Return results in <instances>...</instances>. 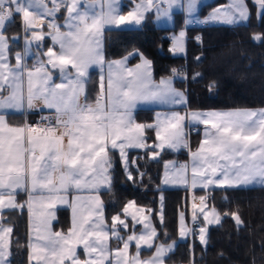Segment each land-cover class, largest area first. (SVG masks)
Masks as SVG:
<instances>
[{
  "label": "snow or ice",
  "instance_id": "1",
  "mask_svg": "<svg viewBox=\"0 0 264 264\" xmlns=\"http://www.w3.org/2000/svg\"><path fill=\"white\" fill-rule=\"evenodd\" d=\"M254 3L264 11V0ZM165 4L167 7H162ZM177 4L192 15L197 0H138L127 14L121 12L119 0H0V264H11L13 228L5 225L4 213L25 208L30 224L26 245L29 264H166L175 242L155 243L158 234L149 216L143 215L145 209L130 201L123 208L125 218L114 215L109 226L99 195L102 188L111 185L110 153L118 150L127 168L126 150L147 148L148 129L155 130L159 141L153 148H189L193 189L264 185V109L194 111L186 115L171 112L157 114L155 124L137 123L133 111L138 103L182 104L186 102L183 92L172 86L171 78L155 83L147 59L142 58L135 67H127L128 57L105 60L106 28L140 25L152 9L158 15L170 16ZM61 8L66 11L63 26L55 22ZM248 15L246 0H231L204 22L231 24ZM17 17L23 26L26 47L23 53H16L13 65L8 59L9 37L5 29ZM47 17L53 19L45 25ZM46 34L53 47L40 54L46 59H38L29 67L26 59L32 43L44 40ZM253 39L264 41V36ZM92 68L99 69V91L90 101L86 84ZM54 72L59 73V83ZM38 105L54 109V121L45 116L37 125L9 122L10 114ZM186 119L206 126L204 139L195 151L186 140ZM157 155L153 151L152 158ZM171 168L175 179L187 185L189 166L172 163ZM165 169L164 182L169 183V164ZM21 192L27 194L24 202L17 200ZM199 201V205L193 204V222L203 214L207 223L219 224L221 215L215 208L205 211L206 197H199ZM58 204L71 209V226L66 232L53 229ZM128 216L133 230L125 237L121 231L129 229ZM231 218L237 225L242 223L238 213H232ZM160 219L162 222V212ZM180 223V236L185 237L188 233L183 213ZM136 224L143 225L139 234ZM113 239L118 242L114 249L110 244ZM199 239L207 243L204 227L199 229ZM133 244L135 253L130 254ZM145 247L155 249L148 259L141 258Z\"/></svg>",
  "mask_w": 264,
  "mask_h": 264
},
{
  "label": "trees",
  "instance_id": "2",
  "mask_svg": "<svg viewBox=\"0 0 264 264\" xmlns=\"http://www.w3.org/2000/svg\"><path fill=\"white\" fill-rule=\"evenodd\" d=\"M250 11L247 24H211L204 28L187 30L186 56H179L168 45L169 38L181 29V17L175 15V24L170 29L155 27L152 14L147 15L138 28L110 29L103 34V51L106 61H114L138 53L151 62L153 78L158 81L171 77L173 69L186 68L187 81L175 80L178 89L187 94L188 109L225 110L264 108V41L253 39L264 36V11L257 19L251 0H246ZM223 0L202 6L200 16L221 5ZM6 34L20 35V19L17 17L6 30ZM200 38L199 43L194 37ZM172 38V37H171ZM19 44L12 43L14 50ZM137 57L131 60L135 63ZM97 78L91 76L87 84L89 100L97 94ZM35 116H29L31 122ZM20 119V118H17ZM137 123L151 124L153 113L141 110L135 113ZM148 147L127 152V169L119 156L111 154V187L102 193L104 215L108 221L120 214L129 201L153 215L158 233L157 242H177L178 215L189 217V196L186 189L163 190L160 179L163 164L172 159H185V151L173 154L160 152L152 158L154 131L145 132ZM196 146L192 140L190 149ZM129 174L132 179H129ZM159 194H163V221L155 218ZM196 196L206 197L209 207L215 208L222 221L208 229L204 247L198 240L178 241L168 257L169 264H264V187L247 189H216L197 191ZM18 201L23 202L20 197ZM151 210L150 212L148 210ZM227 213L228 215H225ZM238 213L242 223L237 225L231 218ZM5 223L13 228L11 264L27 262V226L25 210L8 211ZM69 227L66 210L59 212L56 229Z\"/></svg>",
  "mask_w": 264,
  "mask_h": 264
},
{
  "label": "crops",
  "instance_id": "3",
  "mask_svg": "<svg viewBox=\"0 0 264 264\" xmlns=\"http://www.w3.org/2000/svg\"><path fill=\"white\" fill-rule=\"evenodd\" d=\"M215 1L216 0H197L196 11L192 15H189L188 12L185 10V8H183L180 4H177L176 6H174L172 8L170 16H164L162 14L158 15L156 10L152 9L151 11H149V12H147L145 14V18L147 17V15L152 14L153 15L152 16V20H153V24L155 25V27L160 28V29H170L175 24V15H179L181 17V29L176 33V35H172L171 36L172 38L170 37V39L173 41V45L170 48L173 50V52L175 54L185 57L186 56V43H187V40H188L187 30L189 28H191V27L204 28L205 26L211 25V24H222V25L232 26V25H239V24H247L248 23L249 18H250V11H249V15H248L247 19H245V20H237V22H235V23L229 24V23H224L222 21H208L207 23H205L204 21L209 17V15L212 12H214L215 9L220 8V7H227L231 3V0H223V3L221 5L217 6L215 9L210 11L205 16H200V14H199L200 8L202 6L211 4V3L215 2ZM136 2H138V0H119V6H120V9H121V12L123 14H127L128 11L132 10V8L135 6ZM251 2H252V4L255 7V17L257 19H260L263 11L259 8L258 5H256L254 3V0H251ZM246 4H247V2H246ZM49 6H51V5H49ZM162 7H167V5L165 4ZM248 9H249V7H248ZM65 18H66V11H65L64 8H61L60 11L57 12L56 15H55V22L57 24L63 26L64 22H65ZM194 18L197 19L199 23L194 21ZM52 19H53L52 17H47L46 20H45V25H47L48 21H50ZM11 23H9L8 25H10ZM141 24L140 25H131V26H127V27L121 26V27L106 28L105 31L106 30H110V29L138 28V27L141 26ZM61 30L64 31L66 29L61 27ZM44 31H45V33L48 32L47 27H45ZM181 32L184 33V36L182 38L180 37ZM20 37H21V39H20V45L19 46H20L21 53H23L24 50H25V47H26V39H25V33L23 31V26H22L21 20H20ZM197 37L198 36L194 37V41H195V38H197ZM50 38L51 37L46 34L45 38H44V39H46L45 41H43V42L39 41V42H33L32 43L31 53L29 55V60L26 62L29 67H32L37 62V60H36L37 58H36V55L34 53V50L37 49L42 54V53L46 52L48 48L53 47V42L51 41ZM199 41H200V38H199ZM196 43H199V42H196ZM181 48H182V50H181ZM55 50H57V51L59 50L58 45L56 46ZM133 54H135V55H133ZM133 54H131L129 56H126V57H128V59H127V67H135L137 64H141L142 63V58L145 59L144 57H142L138 53H133ZM134 57H137V60H136L135 63H131V60ZM124 58H121V59H118V60H123ZM41 59H46V57H43L41 55ZM114 61H117V60H114ZM150 71H151L152 80L155 83H159V81L161 79L158 80V81H155L154 78H153L152 66H151ZM90 73L91 74H95L97 77H99V69H97V68H93V70L90 71ZM167 78H171L172 86L174 88H176L178 91L183 92L186 102L182 103V104H164V103H160V102H141V103L137 104L136 108L133 111L134 119H135V113L138 112V111H141V110L151 111L153 113V122L151 124H155L156 123L157 114H160L161 116H163L164 114H168V113H171V112H179L181 115H186V114H189L191 112H194V111H191V110L188 109V99H187L186 92H184L183 90H180V89H178L176 87L175 80L177 78H174L173 76H171V77H166V78H162V79H167ZM54 79L56 80L57 83L60 82L59 73L58 72H54ZM97 81H98V78H97ZM87 84H86V90H87ZM97 88H99L98 82H97ZM97 93H98V90H97ZM90 101H93V100H90ZM259 109H264V108H251L249 110H259ZM228 110H235V109L200 110L198 112L228 111ZM29 116H41V117L48 116V117H52L53 121H54V119H55V110L54 109L44 108L42 105H38L37 108H34L32 110L25 109L23 112L12 113V114H10L8 116V120L13 125L30 123L29 122ZM17 118H20V119H17ZM187 125H189L192 128L196 129V132H197L194 136L190 137V139H188L187 135H186ZM205 127L206 126L203 125V124L193 123V122H190L188 119L185 120V122H184V132H185L186 140H187V142L189 144V147H190V144H191L192 140L196 139V146H195L194 149H191V151H195L198 148L200 142L204 139ZM153 131H154V138H155L154 145H156V144L159 143V141L156 139V133H155L154 129H153ZM143 149H145V148H130V149H127L126 151L129 152V151L143 150ZM154 149L157 151L158 155H159L160 152H163V151H170L173 154H178L179 152L185 151V157H184L185 159L180 160L179 161V165L187 164L189 166V169H188V178H189L188 184L184 185V184L178 182L175 179L174 171L172 170L171 166H169L168 177H167L170 182L169 183H165L164 181L166 179V169H165V163H164L163 164V171H162V175H161V179H160V187L163 190L186 189L187 192H188V196H189V209H190V211L193 209L192 205L194 203H198L199 202V197H201V196H196L195 195V192H197V191L207 192V191L216 190V189H247V188L264 187V185H259V184L242 185V186H238V187H228V186L219 187V186L213 185V186H210L207 189H202L200 187H197V188L193 189L191 187V163H192V161H191V154H190L189 148L181 147L178 150H173L171 148L164 147L163 149H160V148H154ZM112 153L119 154V151L118 150L112 151L110 153V156H111ZM18 198H20V197H18ZM25 199H26V196H25ZM17 210H19V209H17ZM24 210H25V215H26V226H27V209L25 208ZM64 210H66L68 212L69 223H70V221H71V209L68 208L66 205H59L58 204L56 206V209H55V211H56L55 212V217L56 218L55 219L58 220L59 212L64 211ZM8 211L9 210H6L5 213L8 212ZM221 221H222V217H221ZM219 224H216V225H213V226H217ZM5 225L6 226H10L7 223H5ZM67 230H65V232ZM197 236H198V234H197ZM198 238H199V236H198ZM206 240H207V237H206ZM200 244L202 245V247H204L206 245V244H202V243H200ZM26 264H29L28 250H27V262H26Z\"/></svg>",
  "mask_w": 264,
  "mask_h": 264
},
{
  "label": "rangeland",
  "instance_id": "4",
  "mask_svg": "<svg viewBox=\"0 0 264 264\" xmlns=\"http://www.w3.org/2000/svg\"><path fill=\"white\" fill-rule=\"evenodd\" d=\"M194 21H196V22H198V20L197 19H195L194 18ZM199 23V22H198ZM8 29V25L6 26V29H5V31ZM8 37H9V51H8V59H9V62L11 63V64H15V56H16V53H21V50L18 48V47H16V49H14V50H12L11 49V44L12 43H15V44H19L20 45V39H21V37H20V35L18 36V35H15V34H6ZM47 38V37H46ZM51 39V38H50ZM46 39H44V40H42V42L43 41H45ZM51 41H52V39H51ZM53 42V41H52ZM34 53H35V55H36V60H38V59H41V53H40V51L39 50H34ZM30 55V54H29ZM29 60V56L27 57V59H26V62ZM93 70V68L92 69H90V71H92ZM92 73V72H91ZM90 73V77L91 76H96L95 74H91ZM96 78H98V85H99V77H97L96 76ZM188 79V78H187ZM98 89V91H99V88H97ZM184 148V147H183ZM118 156H119V159H120V161H121V164H122V166L125 168V162L121 159V157H120V154H117ZM158 158V155L156 156V158L155 159H157ZM172 163H175L177 166L179 165V160H176V159H172V160H168V161H166L165 162V165L166 164H169V166H171V164ZM125 169H127V168H125ZM109 172H110V170H109ZM110 187H111V185H110ZM110 187H105V188H102L101 190H100V193H99V195H100V198H101V200H102V193L103 192H105V191H108L109 189H110ZM25 196H26V199H25ZM18 197H22L23 198V202L24 201H26L27 200V194L26 193H23V192H21L18 196H17V199H18ZM161 197L163 198V199H161ZM103 201V200H102ZM163 201H164V197H163V194H159V196H158V203H157V211H156V214H155V218H156V220H157V222L159 223V224H161L162 222H161V219H160V215H161V212H162V215H163ZM130 202V201H129ZM129 202H127L125 205H124V207L129 203ZM195 204H197V205H199L200 204V201L198 202V203H195ZM136 205V204H135ZM206 205H207V203H206ZM137 206V205H136ZM193 206V205H192ZM123 207V208H124ZM138 207V206H137ZM140 208V207H139ZM103 209H104V203H103ZM211 210H212V207H209L208 205H207V207L205 208V211L206 212H211ZM56 212V211H55ZM189 216L190 217H188V218H186L185 217V215H184V226L186 227V229H187V235L185 236V237H181L180 236V227H181V223H180V214L178 215V221H177V242L178 241H186L187 239H189L190 241H191V236H190V228H191V226L192 225H199L200 226V228L201 227H204L205 229H206V237H207V235H208V229L210 228V227H212L213 225H216L217 223H215V222H213V223H207L205 220H204V216H203V214H198V218H197V220H196V222L194 223L193 222V219H192V217H193V209L190 211V209H189ZM71 215H72V213H71ZM143 215H147V216H149V219H150V223H151V225L156 229V226H155V224H154V220H153V215L151 214V213H147L146 211L143 213ZM105 216V215H104ZM113 217V216H112ZM121 218H125L124 217V215H123V209H122V216H121ZM212 217L211 216H209V219H211ZM107 221V220H106ZM58 222V220H53L52 221V224H53V229H55V231H60L61 229H56L55 228V225H56V223ZM127 222H128V224H129V229H127V230H122L121 231V235H124L125 237H126V235H128V234H131V231L133 230L132 229V225H133V221L131 220V216H128L127 217ZM108 223V225L110 226L111 225V219H110V221H108L107 222ZM71 226V221H70V223H69V227ZM68 227V228H69ZM27 243H28V237H29V231H30V224H29V213H28V211H27ZM143 230V225H141V224H136L135 225V231L137 232V234H139V232H141ZM157 231V230H156ZM158 234V233H157ZM198 236H199V233H198ZM198 241H200V239L198 238ZM174 241H172V242H169V243H166V242H157V241H155V243L156 244H160V243H166V244H172ZM177 242H175V246H176V243ZM27 243H26V245H27ZM200 243H201V241H200ZM110 244H111V247L114 249V248H116L117 246H118V242L117 241H115L114 239L112 240V241H110ZM122 246V245H121ZM174 249H175V247H174ZM27 250H28V257H29V249L27 248ZM129 251H130V254H134L135 253V247H134V244H133V246L132 247H130V249H129ZM154 251H155V249L154 248H152V249H148V248H142V251H141V258L142 259H148V258H150L153 254H154ZM174 251V250H173ZM171 253V252H170ZM170 253H168V255L170 254ZM168 257V256H167ZM81 258L83 259L84 257H83V252H82V250H81ZM166 264H169L168 262H167V258H166Z\"/></svg>",
  "mask_w": 264,
  "mask_h": 264
},
{
  "label": "built area",
  "instance_id": "5",
  "mask_svg": "<svg viewBox=\"0 0 264 264\" xmlns=\"http://www.w3.org/2000/svg\"><path fill=\"white\" fill-rule=\"evenodd\" d=\"M165 39L168 40V45L169 47H172L173 45V41L168 37V36H165ZM195 41L196 42H199V39L198 37L195 38ZM172 76L174 78H180L184 81H187V70L186 68H178L176 69V72L172 73ZM41 122V116H35V118L29 123V124H33V125H37ZM44 123H47V121H45ZM187 131H186V135H187V138L190 139V137L194 136L197 132H196V129L192 128L191 126L187 125ZM199 229H200V226L199 225H193L191 226L190 228V236H191V241L194 239V240H198V232H199Z\"/></svg>",
  "mask_w": 264,
  "mask_h": 264
}]
</instances>
